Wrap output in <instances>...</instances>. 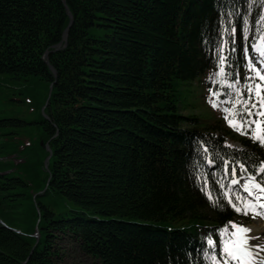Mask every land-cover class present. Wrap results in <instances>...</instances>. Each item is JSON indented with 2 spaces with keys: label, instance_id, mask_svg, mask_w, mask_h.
<instances>
[{
  "label": "trees",
  "instance_id": "obj_1",
  "mask_svg": "<svg viewBox=\"0 0 264 264\" xmlns=\"http://www.w3.org/2000/svg\"><path fill=\"white\" fill-rule=\"evenodd\" d=\"M66 3L54 77L44 54L69 24L63 0H0V264H59L62 238L96 264H211L221 229L244 215L229 181L264 162V144L228 123L239 104L225 103L247 99L242 17L251 55L264 0ZM229 12L234 38L221 31ZM197 81L221 115L183 113ZM236 162L247 172L233 175Z\"/></svg>",
  "mask_w": 264,
  "mask_h": 264
},
{
  "label": "snow or ice",
  "instance_id": "obj_2",
  "mask_svg": "<svg viewBox=\"0 0 264 264\" xmlns=\"http://www.w3.org/2000/svg\"><path fill=\"white\" fill-rule=\"evenodd\" d=\"M251 6V5H249ZM229 20L228 23L230 25H233L229 30L222 29V32L230 31L232 37L234 38L235 34V27L234 22L231 20V16L233 13L229 12L227 13ZM261 22H264V12H262L259 17L256 20L257 29H256V36L254 37V40L252 42V50L257 54L259 59H257L256 63L261 65L260 69H257L255 64L252 62L251 56L248 54V45H247V37L249 32V26H250V18L248 15H245L242 17V37L245 41L243 52L245 54L246 59L248 60V68L250 73H255V75H249L246 77V85L245 90L247 91V99H243L241 97L240 99H237L235 101L228 99L225 101L227 104H239V108H233V111L231 113V116L228 118V123L231 127H233L235 130H239L242 132V134H248L249 130H251V138L255 140H259L261 144H264V36H262V30H261ZM221 24L224 23L223 20L220 21ZM234 50V49H233ZM221 61L225 59V57H220ZM221 74L225 77H227V73L221 69ZM238 77V74H237ZM259 77V80L262 83H255L256 78ZM227 87L231 89L233 87V84L231 82L227 83ZM214 95H219V93H214ZM226 95H232V93H226ZM235 95L240 97L241 96V90L239 87L236 88ZM253 95L255 96V100L253 101ZM216 104L213 103V107H215ZM224 111L226 113L229 112L228 108H225ZM232 117H235L233 119ZM255 117V119L253 118ZM230 146V145H228ZM238 151H242L238 149ZM211 163V161H209ZM229 162L227 160L224 161V164L227 165ZM236 164H238L240 170L242 173L247 172V168L245 167V164L242 162H236L233 164V175H235L236 171ZM259 169L261 171H264V162L259 164ZM249 181H252L251 186L248 184L245 185V191L249 194L250 197H253V199L248 200H242L241 197L238 195L236 197L237 201L239 203L243 204V207H237L236 204H232V207L237 212H243V214L247 215L249 211L252 212L253 218L256 215H260L259 212L260 207H264V201L260 200V195H264V182H256L255 176H253L251 173L248 174L246 177ZM232 183H237V181L234 179ZM221 188L224 187L223 183H221ZM260 190L259 194L255 193V190ZM227 196V193H225ZM231 203V201H229ZM239 228V231L237 233H234L236 239L232 240L230 243L223 241L224 244L223 247V262L222 264H228L229 260L237 261V264H257V254L254 250L258 246H253L247 243L248 239H252V237H248L246 235H241V233H248L251 230L243 227V226H237ZM226 231V227L224 229H221V234L223 235V232ZM208 245L214 247L215 243L212 237H208L207 239ZM213 264H221V261L217 260L215 255L212 257Z\"/></svg>",
  "mask_w": 264,
  "mask_h": 264
},
{
  "label": "rangeland",
  "instance_id": "obj_3",
  "mask_svg": "<svg viewBox=\"0 0 264 264\" xmlns=\"http://www.w3.org/2000/svg\"><path fill=\"white\" fill-rule=\"evenodd\" d=\"M38 90L40 93L46 92V83L43 81H39L38 83ZM36 86V85H35ZM2 87L0 86V90ZM185 99L187 100L192 106H188V108L183 110V113L185 114H204L206 116L214 115L215 113H218L219 115L222 114V105L217 107H213V103H223L222 100L219 101L217 96H212L208 92L207 89L203 86L200 82H194L192 86L187 90L185 93ZM215 99V101H214ZM7 102L1 103V106L5 105V107L8 108ZM11 105H14L13 102H10ZM15 110L22 112L23 114H26V111L28 109L24 106V103H16ZM11 109L13 107L11 106ZM14 110V109H13ZM43 111V109H42ZM37 112V110L35 111ZM34 112V113H35ZM36 117V116H35ZM225 141L227 145H230L231 147H235L238 149L243 148L242 144L232 137L226 136ZM256 179V178H255ZM252 181H249L246 179V177L239 178L237 183H234V185L238 184V188L243 190V194L246 196L248 193L244 190L245 185L248 184L251 186ZM256 191V190H255ZM259 191V190H258ZM249 195V194H248ZM248 200V199H247ZM237 226H243L251 231L246 233L248 237H252V239H248L249 243H253L254 246H258L257 250L260 254V256H264V220H260L259 218H238L235 220H232L229 223L228 226V234L230 235V240L233 239L234 233H237L239 231V228ZM241 235H244V233H241ZM59 249H60V258L58 259L59 264H96L97 261L93 257L87 256L84 253L81 252L78 244L71 241L69 238H62L59 240Z\"/></svg>",
  "mask_w": 264,
  "mask_h": 264
},
{
  "label": "water",
  "instance_id": "obj_4",
  "mask_svg": "<svg viewBox=\"0 0 264 264\" xmlns=\"http://www.w3.org/2000/svg\"><path fill=\"white\" fill-rule=\"evenodd\" d=\"M63 2L65 4V8H66L67 14H68V16L70 18L69 24H68L67 28L63 32V38H62L61 42H59L58 44L54 45L52 50H47L45 52V54H44V60H45L46 64L49 66V68H50L51 72L53 73L54 77L57 76V71L53 67V65L50 63V58H49L50 53L53 52V51L60 50L62 47H64L67 44L68 33H69L70 27L72 26L73 20H74L73 19V14H72L69 6L66 3V0H63ZM52 88H53V84H51L50 92L52 91ZM47 103H48V101H47ZM45 107L46 106L43 107V110H44ZM46 149L49 152V154H48V156L45 159V167L48 168V165H49V162H50V159L52 157L53 152H52V149L49 146V144H46Z\"/></svg>",
  "mask_w": 264,
  "mask_h": 264
},
{
  "label": "bare ground",
  "instance_id": "obj_5",
  "mask_svg": "<svg viewBox=\"0 0 264 264\" xmlns=\"http://www.w3.org/2000/svg\"><path fill=\"white\" fill-rule=\"evenodd\" d=\"M262 199H263V197H262Z\"/></svg>",
  "mask_w": 264,
  "mask_h": 264
}]
</instances>
